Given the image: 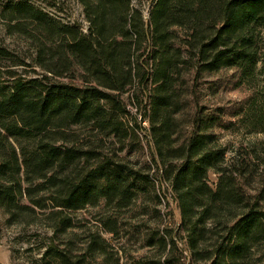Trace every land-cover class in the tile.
I'll return each mask as SVG.
<instances>
[{
	"label": "trees",
	"instance_id": "16d2710c",
	"mask_svg": "<svg viewBox=\"0 0 264 264\" xmlns=\"http://www.w3.org/2000/svg\"><path fill=\"white\" fill-rule=\"evenodd\" d=\"M76 1L85 28L28 2L0 5L5 34L30 51L25 62L0 40L5 226L45 222L38 264H123L120 213L137 205L138 231L149 211L160 226L173 202L176 229L158 228L146 242L156 254L131 264H261L264 176L253 187L248 161L227 166L218 132L244 120L264 132L250 115L264 100V0H154L146 19L132 0ZM201 85L249 95L203 106ZM102 203L112 214L96 221L111 238L58 242L72 213Z\"/></svg>",
	"mask_w": 264,
	"mask_h": 264
},
{
	"label": "rangeland",
	"instance_id": "374dc122",
	"mask_svg": "<svg viewBox=\"0 0 264 264\" xmlns=\"http://www.w3.org/2000/svg\"><path fill=\"white\" fill-rule=\"evenodd\" d=\"M7 1L12 2H28L35 7L42 9L52 15L57 16L64 22L77 21L85 28L82 10L76 0H0V5ZM135 8L141 11L144 19L147 18L148 12L151 9L154 0H132ZM55 4L56 7H51ZM0 40L10 50L16 52L21 60L29 61L30 51L28 44L19 36L8 37L5 34L3 21L0 19ZM20 73H25L23 68L18 70ZM28 75L29 72H27ZM249 95V92L244 89L233 91L231 89H220L218 94L212 96L206 85H201L198 88L197 99L203 106H226L235 105L241 102ZM129 94L123 96L125 100ZM130 109H132L130 107ZM132 113L135 111L132 110ZM251 116H264V100L257 102L256 106L250 113ZM251 119V118H250ZM144 128L146 124L142 125ZM248 120L241 121L230 131L218 132V143L226 150V165H238L242 162L248 161L253 167V187L256 186L258 180L264 176V132L252 133ZM145 154L147 153L146 143L143 141ZM125 153H121L123 156ZM129 160L136 161L137 153L130 156ZM211 182H214L215 176L209 177ZM253 191H251L252 193ZM149 211V210H148ZM137 205L130 210L120 213V256H122L123 264H131L130 258L137 260L140 257L150 258L156 254L155 250L146 247V242L154 237L158 228L164 232L169 229H176L179 220V213L173 202L169 205L162 206V217L160 226L149 211L144 217V224L146 228H140L137 231V225L140 224L141 219H137L139 214ZM112 213L106 210L104 203L97 208H88L84 211L72 213L71 217L74 220L75 228L68 231L65 235L58 236L57 240L61 243H66L72 240L75 243V248H82L79 240L88 234H96L111 238V235L104 233L96 220L106 218ZM41 220V219H40ZM45 222H37L31 226H5L2 217L0 216V264H38L43 247L48 238L52 236V231L45 227ZM76 236V237H75ZM182 236L176 235L179 240ZM264 256V248L256 252V256ZM264 264V261L261 263Z\"/></svg>",
	"mask_w": 264,
	"mask_h": 264
}]
</instances>
